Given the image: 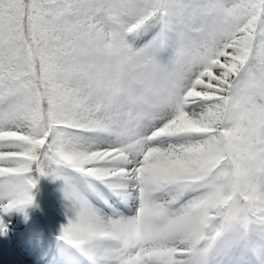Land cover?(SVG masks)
I'll return each mask as SVG.
<instances>
[{
  "label": "snow or ice",
  "instance_id": "6c2138e0",
  "mask_svg": "<svg viewBox=\"0 0 264 264\" xmlns=\"http://www.w3.org/2000/svg\"><path fill=\"white\" fill-rule=\"evenodd\" d=\"M41 178L43 264H264V0H0V236Z\"/></svg>",
  "mask_w": 264,
  "mask_h": 264
},
{
  "label": "rangeland",
  "instance_id": "374dc122",
  "mask_svg": "<svg viewBox=\"0 0 264 264\" xmlns=\"http://www.w3.org/2000/svg\"><path fill=\"white\" fill-rule=\"evenodd\" d=\"M37 227L36 222H33L30 224V227L28 229V232H32ZM13 231H16L13 229ZM12 236V232L8 237L0 236V243H2V247L4 250V258L1 259L0 264H21V256L18 254H12L10 253V243L8 242L9 238ZM33 264H38V262L33 259L30 260Z\"/></svg>",
  "mask_w": 264,
  "mask_h": 264
}]
</instances>
